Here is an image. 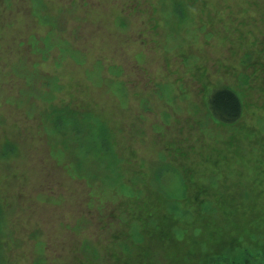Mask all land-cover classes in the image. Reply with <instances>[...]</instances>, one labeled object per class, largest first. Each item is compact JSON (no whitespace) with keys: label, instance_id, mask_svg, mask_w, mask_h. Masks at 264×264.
<instances>
[{"label":"rangeland","instance_id":"obj_1","mask_svg":"<svg viewBox=\"0 0 264 264\" xmlns=\"http://www.w3.org/2000/svg\"><path fill=\"white\" fill-rule=\"evenodd\" d=\"M0 264H264V0H0Z\"/></svg>","mask_w":264,"mask_h":264},{"label":"trees","instance_id":"obj_2","mask_svg":"<svg viewBox=\"0 0 264 264\" xmlns=\"http://www.w3.org/2000/svg\"><path fill=\"white\" fill-rule=\"evenodd\" d=\"M206 107L215 121L223 125L237 123L243 114L242 100L230 88L210 89L206 96Z\"/></svg>","mask_w":264,"mask_h":264}]
</instances>
